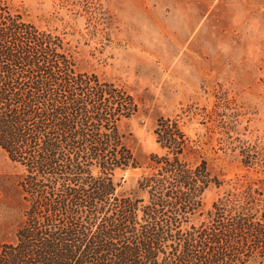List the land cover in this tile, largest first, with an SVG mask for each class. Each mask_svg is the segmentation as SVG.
Masks as SVG:
<instances>
[{
	"label": "trees",
	"instance_id": "obj_1",
	"mask_svg": "<svg viewBox=\"0 0 264 264\" xmlns=\"http://www.w3.org/2000/svg\"><path fill=\"white\" fill-rule=\"evenodd\" d=\"M61 44L0 0V150L22 171L0 264H264V176L226 184L204 211L224 183L175 120L155 126L163 154L139 195L117 194L116 175L137 165L118 124L136 105Z\"/></svg>",
	"mask_w": 264,
	"mask_h": 264
},
{
	"label": "rangeland",
	"instance_id": "obj_2",
	"mask_svg": "<svg viewBox=\"0 0 264 264\" xmlns=\"http://www.w3.org/2000/svg\"><path fill=\"white\" fill-rule=\"evenodd\" d=\"M26 21L62 41L79 72L123 87L137 111L118 128L136 167L119 172L118 195H139L154 129L177 121L229 188L264 176V0H11ZM246 155L251 158L245 164ZM22 174L0 150V228Z\"/></svg>",
	"mask_w": 264,
	"mask_h": 264
}]
</instances>
